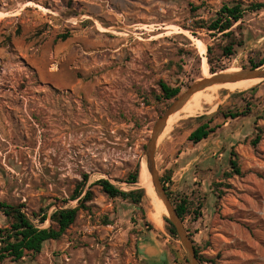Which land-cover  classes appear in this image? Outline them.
Masks as SVG:
<instances>
[{"label": "rangeland", "instance_id": "obj_1", "mask_svg": "<svg viewBox=\"0 0 264 264\" xmlns=\"http://www.w3.org/2000/svg\"><path fill=\"white\" fill-rule=\"evenodd\" d=\"M236 1L0 0V197L28 214L51 204L52 213L78 206L70 197L84 174L88 186L106 179L124 191L140 188L125 180L145 158L156 124L206 77L199 43L208 63L213 47L209 76L213 67L216 73L251 70L252 61L264 58V10L235 25L245 44L230 58L222 56L220 35L191 31L196 20L209 21ZM160 81L181 94L158 100ZM253 87L218 89L216 110L197 116L221 126L208 139L189 141L208 120L194 117L156 149L157 170L160 178L170 174V191L189 197L195 208L203 204L201 215L188 216L184 225L201 254L217 264H264V82L249 93ZM241 92L245 99L236 95ZM247 102L248 116L216 115L220 107L229 114ZM232 151L242 175L227 178ZM92 189L90 209L80 211L60 240L6 264H190L166 222L147 226L149 199L143 213L100 186Z\"/></svg>", "mask_w": 264, "mask_h": 264}, {"label": "trees", "instance_id": "obj_2", "mask_svg": "<svg viewBox=\"0 0 264 264\" xmlns=\"http://www.w3.org/2000/svg\"><path fill=\"white\" fill-rule=\"evenodd\" d=\"M264 10L263 2H251L246 4L244 1H236L231 4H224L217 12L216 16L209 21L196 20L191 30L194 35L196 31L205 30L213 37L220 35L225 39L226 43L221 46L222 56L230 58L237 53V49L241 48L245 44V40L241 35L237 33L235 25L242 22L249 12H259ZM209 63L213 65V47L208 46ZM264 66V58L251 62L250 68L255 70ZM212 73H216L217 69L212 68ZM159 86L161 88V94L157 96L158 100L171 101L175 100L181 94V88L172 87L164 81H160ZM257 91L256 88L249 90V93L254 94ZM241 98L245 99L246 92L239 94ZM251 103L247 102L242 110H235L229 114L224 113L222 107L216 112V115L222 114L227 120L229 118L236 119L241 116H248L252 113ZM194 118V117H192ZM190 119V118H189ZM197 120L208 119L203 115L196 118ZM213 118H209L207 121L201 123L189 136V141L193 144H199L202 141L209 138L211 134H214L221 126H212ZM261 137L253 141V145H257L260 142ZM230 172L226 173L227 178H231L234 175H242V170L238 162V156L233 151L230 158ZM141 164L138 163L135 170L128 174L126 182L131 186H136L140 179ZM171 177L165 175L161 177V181L166 188L167 194L171 199L174 207L177 210L178 215L186 221L188 216L194 215L198 218L201 215L203 204L201 203L195 208L196 203L190 200L189 197L184 195H178L171 192L167 186ZM90 176L88 174L83 175V179L78 183L73 191L70 200L78 203L77 207H59L50 213L52 205L41 207L38 212L28 214L24 208V205L10 203L3 200L0 197V216L3 217L4 222L0 224V264H6L7 262L18 263L22 261L28 255H36L41 253L44 245L50 241L60 240L72 225L76 222L81 210H89L88 206L94 199L93 186H100L102 191L111 198H120L125 201H130L134 205L141 208L144 213L145 210L142 207L145 197L148 200L146 192L143 188H137L129 191H124L112 184L109 180L101 179L96 181L93 185L88 186ZM149 206V200H148ZM150 219V218H149ZM166 227L169 233L178 238V233L171 221L165 217ZM49 223L48 226H45ZM147 226L149 229H154L155 224L148 221ZM189 232V236L192 239V234ZM196 255L201 263L217 264L218 258H207L201 254V248L196 247L194 240L192 239Z\"/></svg>", "mask_w": 264, "mask_h": 264}, {"label": "water", "instance_id": "obj_3", "mask_svg": "<svg viewBox=\"0 0 264 264\" xmlns=\"http://www.w3.org/2000/svg\"><path fill=\"white\" fill-rule=\"evenodd\" d=\"M263 67L255 70L253 69L247 71L243 70L241 72H233V73L231 72L226 73L224 71L220 73H211L210 77H204L194 82L187 89L185 93L181 94L176 99V101L171 106V108L166 112V114L162 118H160V120L158 121L152 132L151 139L146 146L144 159H145L150 182L152 183L159 198L163 201V203L165 204L168 210L169 213L168 219L171 221V223L174 225V227L177 230L178 237L183 247L186 250L190 264H200V261L197 258L194 244L186 231L184 222L178 215L176 208L174 207L171 199L169 198L166 188L164 187L159 172L157 170L156 149L158 146L159 137L161 136V133L166 126L168 118L172 114L183 108V106L191 99L193 95L218 84L237 82L239 80H244V79H262L264 81Z\"/></svg>", "mask_w": 264, "mask_h": 264}, {"label": "bare ground", "instance_id": "obj_4", "mask_svg": "<svg viewBox=\"0 0 264 264\" xmlns=\"http://www.w3.org/2000/svg\"><path fill=\"white\" fill-rule=\"evenodd\" d=\"M198 47H199L198 48L199 52L202 55V59H203L202 60L203 73L204 76L208 77L209 63L207 59V47L202 43H199ZM263 82L264 81L262 79H244V80H239L237 82L218 84L196 93L183 106V108H181L180 110H178L168 118L166 126L163 129L161 136L159 137L158 144L181 121L192 117H197L205 113L207 110L210 111L216 110L217 105L221 102L222 99V94H220L218 89H226V91L233 93L235 91L248 88V86L256 87ZM138 185L140 188H143L145 190L146 195L149 199V203H150L149 217L151 221L158 228H163L165 226V217L167 218L169 216V213L165 204L159 198L155 188L150 182L145 159H143L141 163L140 179Z\"/></svg>", "mask_w": 264, "mask_h": 264}]
</instances>
